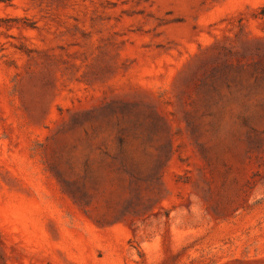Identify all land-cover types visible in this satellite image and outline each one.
Returning a JSON list of instances; mask_svg holds the SVG:
<instances>
[{
  "label": "rangeland",
  "instance_id": "374dc122",
  "mask_svg": "<svg viewBox=\"0 0 264 264\" xmlns=\"http://www.w3.org/2000/svg\"><path fill=\"white\" fill-rule=\"evenodd\" d=\"M264 0H0V264H264Z\"/></svg>",
  "mask_w": 264,
  "mask_h": 264
},
{
  "label": "trees",
  "instance_id": "16d2710c",
  "mask_svg": "<svg viewBox=\"0 0 264 264\" xmlns=\"http://www.w3.org/2000/svg\"><path fill=\"white\" fill-rule=\"evenodd\" d=\"M260 15L264 19V6L260 9Z\"/></svg>",
  "mask_w": 264,
  "mask_h": 264
}]
</instances>
